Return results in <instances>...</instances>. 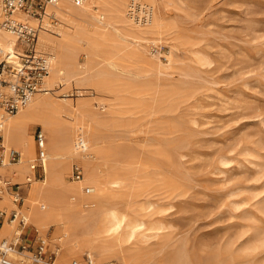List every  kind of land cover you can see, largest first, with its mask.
Masks as SVG:
<instances>
[{
	"label": "rangeland",
	"instance_id": "374dc122",
	"mask_svg": "<svg viewBox=\"0 0 264 264\" xmlns=\"http://www.w3.org/2000/svg\"><path fill=\"white\" fill-rule=\"evenodd\" d=\"M157 3L176 27L141 41L153 66L122 80L146 88L152 109L135 108L127 90L90 96L100 112L101 100L113 105L115 126L98 134L135 162L144 183L139 214L164 228L143 241L144 264H264V0ZM75 52L80 63L87 59L85 47ZM74 163L81 165L72 161L69 181ZM27 188L19 190L23 202ZM10 192L3 194L13 199L17 187ZM28 232L30 240L38 236L33 226ZM48 233L54 248L56 227Z\"/></svg>",
	"mask_w": 264,
	"mask_h": 264
},
{
	"label": "bare ground",
	"instance_id": "6f19581e",
	"mask_svg": "<svg viewBox=\"0 0 264 264\" xmlns=\"http://www.w3.org/2000/svg\"><path fill=\"white\" fill-rule=\"evenodd\" d=\"M157 1L58 0L47 5L39 18L22 11L13 14L15 20L35 29L32 57L45 56L49 73L16 113L0 112L6 156L0 163V183L3 176L14 178V183L24 184L30 179L19 208L39 236L48 240L50 227H56V238L52 240L58 249L57 264H81L82 255L92 252L93 264H115L113 257L122 264H144L148 252L143 241L162 236L164 228L147 221L139 214L143 206H136L144 183L135 162L119 158L120 153L107 137L98 134L102 128L115 126V111L110 108L113 105L109 107L106 99H100L105 108L100 112L90 98L127 90L134 97L135 108L152 109L155 97L146 88L122 80L125 76L139 77L148 69L144 67L147 64L153 66L141 41L150 40L172 25L160 16ZM131 9L143 16L131 19ZM4 17L0 7V22ZM81 46L87 51L83 63L75 52ZM3 58L16 69L23 66L22 58L30 57L21 49L18 34L1 27L0 60ZM0 89L10 92L8 87ZM35 124L45 134L43 148L34 137ZM10 149L21 153L20 161L7 163ZM39 157L44 159V177L34 178L31 164ZM74 160L80 161L84 176L69 181L66 177ZM2 196L0 209L10 212L18 207L7 194ZM117 205L127 207L122 210ZM19 230L17 222L6 221L0 238L10 240Z\"/></svg>",
	"mask_w": 264,
	"mask_h": 264
},
{
	"label": "built area",
	"instance_id": "2783aa9c",
	"mask_svg": "<svg viewBox=\"0 0 264 264\" xmlns=\"http://www.w3.org/2000/svg\"><path fill=\"white\" fill-rule=\"evenodd\" d=\"M83 0H77L81 2ZM58 0H0L5 17L0 22V28L4 27L18 34L21 49L30 58H22L23 66L14 69L7 59L0 60V87H8L10 92L0 89V112L16 113L19 108L25 105L42 85L45 76L49 73V63L45 56H33V47L36 43L35 29L24 21H17L13 14L22 11L24 14L39 18L43 15L46 6L56 4ZM1 129V128H0ZM35 138L40 148L44 147L46 140L42 128L35 131ZM3 136L0 132V163H4ZM7 163L20 161L21 153L16 149L8 151ZM44 159L39 157L36 162L31 164L33 173L31 177H44ZM83 168L80 164L74 163L72 166L71 177L76 180L83 178ZM0 183V193L17 187L18 193L14 201L18 207H14L8 214L0 209V230L6 221L17 222L20 228L19 233L12 239L0 238V264H57L58 249L51 248L47 238L42 236L30 240L28 219L19 208L23 204V196L19 194L23 183H11L7 176L2 177ZM28 182L24 184H28ZM93 255H86L87 264H93ZM71 264H80L73 261Z\"/></svg>",
	"mask_w": 264,
	"mask_h": 264
},
{
	"label": "crops",
	"instance_id": "0c3cea01",
	"mask_svg": "<svg viewBox=\"0 0 264 264\" xmlns=\"http://www.w3.org/2000/svg\"><path fill=\"white\" fill-rule=\"evenodd\" d=\"M11 190L7 191L9 193V195H13L12 192H10ZM3 193L0 194V198H2ZM14 199V198H13Z\"/></svg>",
	"mask_w": 264,
	"mask_h": 264
}]
</instances>
